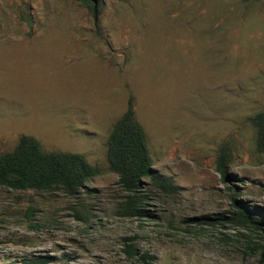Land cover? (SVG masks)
I'll list each match as a JSON object with an SVG mask.
<instances>
[{
	"label": "rangeland",
	"instance_id": "374dc122",
	"mask_svg": "<svg viewBox=\"0 0 264 264\" xmlns=\"http://www.w3.org/2000/svg\"><path fill=\"white\" fill-rule=\"evenodd\" d=\"M95 1L96 21L87 0H0V154L26 135L96 170L74 196L0 185V264H264V233L189 220L229 210L231 194L264 220L248 120L264 109V0ZM128 95L151 167L174 187L149 188L141 218L119 213L106 160Z\"/></svg>",
	"mask_w": 264,
	"mask_h": 264
},
{
	"label": "trees",
	"instance_id": "16d2710c",
	"mask_svg": "<svg viewBox=\"0 0 264 264\" xmlns=\"http://www.w3.org/2000/svg\"><path fill=\"white\" fill-rule=\"evenodd\" d=\"M87 1L92 3L91 13L96 21V1ZM248 120L255 129V149L264 152V109ZM106 160L117 176V185L124 192L123 200L117 207L121 215L139 218L147 216L143 206L149 198V188L166 194L174 191L171 180L151 167L142 129L133 115L131 95H128L124 111L115 119L106 137ZM229 162L226 144L222 143L215 156V170L222 181L228 176L226 166ZM95 173L96 170L81 154L42 151L37 142L26 135L18 137L11 151L0 154V185L10 189L59 190L64 195L74 196ZM229 201L230 209L227 211L213 216L191 217L189 220L197 223H208L210 219H217V222L224 220L263 235L264 220L260 211L237 199L235 194L229 196ZM47 261L45 256H34L13 264H45Z\"/></svg>",
	"mask_w": 264,
	"mask_h": 264
}]
</instances>
